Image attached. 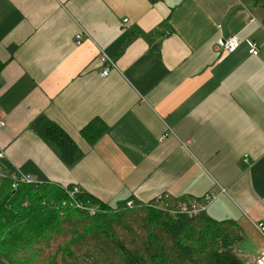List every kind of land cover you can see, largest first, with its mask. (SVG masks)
Listing matches in <instances>:
<instances>
[{
	"label": "crops",
	"instance_id": "1",
	"mask_svg": "<svg viewBox=\"0 0 264 264\" xmlns=\"http://www.w3.org/2000/svg\"><path fill=\"white\" fill-rule=\"evenodd\" d=\"M0 118L6 174L112 208L214 194L236 253L264 246V0H0Z\"/></svg>",
	"mask_w": 264,
	"mask_h": 264
},
{
	"label": "trees",
	"instance_id": "2",
	"mask_svg": "<svg viewBox=\"0 0 264 264\" xmlns=\"http://www.w3.org/2000/svg\"><path fill=\"white\" fill-rule=\"evenodd\" d=\"M54 132L72 164L79 154L63 133ZM0 184V256L6 261L0 264H39L43 247L51 257L42 264H246L233 251L241 240L239 228L204 214L188 218L154 209H176L182 202L164 195L146 205L112 208L80 192L75 200L83 209H77L62 205L71 187L43 183L13 189L8 179ZM85 208H95L94 214ZM24 249L30 256H20Z\"/></svg>",
	"mask_w": 264,
	"mask_h": 264
},
{
	"label": "built area",
	"instance_id": "3",
	"mask_svg": "<svg viewBox=\"0 0 264 264\" xmlns=\"http://www.w3.org/2000/svg\"><path fill=\"white\" fill-rule=\"evenodd\" d=\"M126 21H123V24ZM82 35L78 34L75 36V44L78 45L81 42ZM241 44V40L237 38L236 36L228 37L226 39H222L220 41H217L216 47L217 50L225 53L227 55L234 53L238 47ZM249 51L248 54L250 56L256 57L257 56V47L254 43H248ZM106 58L104 56L101 57L100 61H105ZM109 68H105L101 74L100 77L104 78L108 75ZM4 127V121L0 118V130ZM3 157V154H0V158ZM0 177L4 179H8L11 182V187L13 189H16L18 184H26V185H32L35 187H38L40 183H35L32 181L29 177H24L22 175L16 174V173H9L6 174L0 169ZM65 190V188H64ZM66 196L67 201L62 202L63 206H70L77 209H83V206L81 204H78L75 200V196L80 194V191L76 187H71V189L66 190ZM216 199V196L214 194H209L204 196L200 201L198 202H192V203H181L178 205L176 209H169L162 205H154L159 206L157 210L160 211H166L172 216H186L188 218H194L197 217L200 214H204L207 207ZM133 202H128L126 204L127 207H131ZM86 211L90 215H93L95 212L94 208H85ZM156 209V208H155ZM256 229L258 232L264 237V225L257 224ZM246 264H264V246L260 250L258 256L254 259L248 260Z\"/></svg>",
	"mask_w": 264,
	"mask_h": 264
},
{
	"label": "rangeland",
	"instance_id": "4",
	"mask_svg": "<svg viewBox=\"0 0 264 264\" xmlns=\"http://www.w3.org/2000/svg\"><path fill=\"white\" fill-rule=\"evenodd\" d=\"M2 179H4V178H2V177H0V182H1V180ZM1 185V184H0ZM23 205H27V202H24L23 203ZM127 207V206H126ZM159 206H154V209L156 208H158ZM95 209V208H94ZM196 221H197V219H196ZM196 221H194L193 222V224L195 225V222ZM227 232H230L231 233V231H230V229H228L227 230ZM43 250H42V252H43V255H42V257L40 258V260H39V264H42L43 262H47L48 260H46L47 258H49V257H51V252L49 251V250H45L44 249V247L42 248ZM234 250V252H235V254L236 255H238L237 253H236V250H235V247L233 248ZM25 250V252L23 253H20V254H22V255H20V254H18V255H20V256H22V257H26V256H30V253H29V251H27L26 249H24ZM239 256V255H238ZM240 257V256H239ZM44 259H45V261H44ZM4 261V259H3V257H1L0 256V262H3ZM6 261H4V263H5ZM17 264H27V263H25V262H23V261H21V260H19L18 262H17ZM45 264V263H44ZM47 264V263H46Z\"/></svg>",
	"mask_w": 264,
	"mask_h": 264
},
{
	"label": "bare ground",
	"instance_id": "5",
	"mask_svg": "<svg viewBox=\"0 0 264 264\" xmlns=\"http://www.w3.org/2000/svg\"><path fill=\"white\" fill-rule=\"evenodd\" d=\"M196 202H198V201H196Z\"/></svg>",
	"mask_w": 264,
	"mask_h": 264
}]
</instances>
